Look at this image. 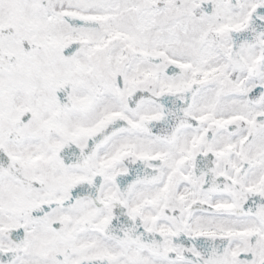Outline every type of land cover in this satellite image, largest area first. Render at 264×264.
Segmentation results:
<instances>
[{"label": "snow or ice", "instance_id": "obj_1", "mask_svg": "<svg viewBox=\"0 0 264 264\" xmlns=\"http://www.w3.org/2000/svg\"><path fill=\"white\" fill-rule=\"evenodd\" d=\"M0 264H264V0H0Z\"/></svg>", "mask_w": 264, "mask_h": 264}]
</instances>
